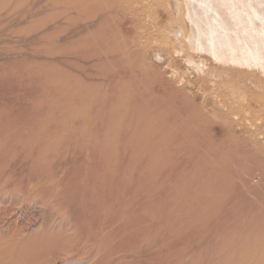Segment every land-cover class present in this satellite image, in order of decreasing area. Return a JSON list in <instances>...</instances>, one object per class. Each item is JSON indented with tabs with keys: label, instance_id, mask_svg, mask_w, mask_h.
<instances>
[{
	"label": "rangeland",
	"instance_id": "obj_1",
	"mask_svg": "<svg viewBox=\"0 0 264 264\" xmlns=\"http://www.w3.org/2000/svg\"><path fill=\"white\" fill-rule=\"evenodd\" d=\"M169 1H135L142 21L163 31L140 53L160 81H137L117 57L113 85L128 92L119 98L88 87L72 95L102 76H88L80 57L93 33L67 30L69 17L56 23L53 0H0V264L258 260L225 255L216 241L234 250L250 225H264V61L220 62L189 39L196 64L167 56L177 42L163 34ZM244 1L247 29L264 34V0ZM118 20H106L113 38L130 43L137 31ZM178 89L208 114L224 112L221 102L237 107L233 136L211 115L213 125H189ZM167 129L190 141L166 139Z\"/></svg>",
	"mask_w": 264,
	"mask_h": 264
},
{
	"label": "bare ground",
	"instance_id": "obj_2",
	"mask_svg": "<svg viewBox=\"0 0 264 264\" xmlns=\"http://www.w3.org/2000/svg\"><path fill=\"white\" fill-rule=\"evenodd\" d=\"M135 1L136 0H53V2L56 3V23H58L61 18L68 19L69 17L67 30H89V33H93V36L90 35V38H87L84 54L80 55V57L85 60V67L87 66L86 73L88 76L96 73H100L102 76L99 80L100 82L86 80L88 81L87 83L81 81L77 83L76 87L73 85V89L77 90L76 93H72L73 96L79 95L80 91H85L87 87L90 91L94 90V92L97 93L104 92L108 94V92L112 91V93L119 98L128 96V92L125 88L115 87L113 85L118 77V74L115 72L117 71L115 66L118 64V60H116L117 57L122 62H125V65L121 66L126 67L127 74L130 71L135 74L132 78H135L137 81L139 78H142V81L148 84H153L154 82L159 83L160 80L154 76L151 68L147 66V61L141 57L140 53L147 52L150 49L151 37L163 31L151 30L153 28L150 29L149 27L151 26L146 25L142 21V11H138L136 6L138 5L139 7V4ZM193 1L198 4L199 8L193 4ZM171 3H174V5L172 4L173 8H171ZM165 9H169V12L171 11L168 17L173 18H171L168 26L170 27L169 29L172 30L166 29L165 33L167 35L165 33L163 34L164 36L172 37L174 40H177L176 45H172L174 49L170 48V51L166 52L167 56H172L174 52H184L185 57H187L186 62L189 64H196L195 56L186 53L189 50V39L194 49L210 52L212 56L216 60H220V62L230 58L231 61H235L242 66L248 62L247 55H251L252 60L257 63L262 62V60L264 61V52L262 51V49L264 50V34L247 29V18L243 17V9H246L244 0H170ZM220 9H222V12ZM225 12L229 15L227 17L230 20L227 19L225 14H222ZM125 17L131 21L132 30L137 31L134 33L130 43H128L130 40H124L125 38L123 39V37L121 38L122 42L115 41L110 31V24L106 21L114 18L120 20ZM231 20H233V24L230 23ZM232 25L238 26L237 30H234ZM203 36L205 37L204 41H202ZM171 50L173 51L171 52ZM171 60L173 61V59ZM194 69L198 70L197 68ZM159 74L161 73L159 72ZM119 76L121 77L120 74ZM169 87L174 88L171 83H169ZM172 91H174L175 95L181 100L183 105L181 111L182 114L186 113L188 115L189 125H213L211 117L209 116L211 115L213 121L220 120L229 124L226 131L227 134L223 136L228 138L233 136L234 125H232L231 116L233 115V109L237 107L234 105L227 106L224 102H221L220 107L223 108L222 110H225L224 112L219 110L214 111L212 109L211 114H208L204 109L205 106L203 104L197 105L195 103V97H187L188 95L183 89ZM174 93L172 92L173 95ZM108 96H110V94ZM204 102L206 103V101ZM212 108L215 109L214 106H212ZM148 110L151 111V109ZM234 117L238 116L234 114L233 118ZM236 120H238V118ZM235 124L240 126L242 128L241 130L244 129L241 119ZM183 126L185 127V123ZM182 130L178 129L177 131L179 134L176 135L175 132L167 129L166 131L168 133H166L165 136L168 135V137L165 138L170 141H190L187 135L183 134ZM243 137H241L242 139L239 141H243L247 144V134ZM248 137L251 138L250 135ZM250 226L253 231H248L247 228V235H252L247 236L249 237L248 241L245 239L244 241H240L241 243L239 245L237 244L238 246H231L232 248L235 247L234 250L229 248L230 243L228 242L227 244L226 240H221L220 242L216 241L217 245L219 243L217 247H221L220 250H222L223 254L232 253L234 251L238 253L237 255L240 256V258H250L254 256L258 258L254 264H264V225L262 227L260 225L258 226V224ZM259 232L260 238H258V240L254 239Z\"/></svg>",
	"mask_w": 264,
	"mask_h": 264
}]
</instances>
